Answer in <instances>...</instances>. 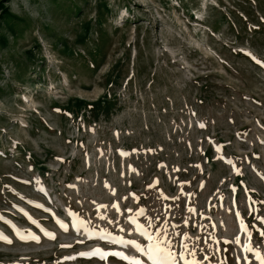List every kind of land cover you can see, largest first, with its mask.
Instances as JSON below:
<instances>
[{
    "label": "rangeland",
    "instance_id": "374dc122",
    "mask_svg": "<svg viewBox=\"0 0 264 264\" xmlns=\"http://www.w3.org/2000/svg\"><path fill=\"white\" fill-rule=\"evenodd\" d=\"M257 217L264 0H0V264H260Z\"/></svg>",
    "mask_w": 264,
    "mask_h": 264
},
{
    "label": "snow or ice",
    "instance_id": "6c2138e0",
    "mask_svg": "<svg viewBox=\"0 0 264 264\" xmlns=\"http://www.w3.org/2000/svg\"><path fill=\"white\" fill-rule=\"evenodd\" d=\"M137 199H139V198L137 197ZM114 207H117V209H118V205H114ZM189 211H193V209H189ZM144 213H145V210L143 208H141L138 211L137 216L142 217V216H144ZM129 219H130L131 224H133L138 231L142 232L143 235L147 236L150 243L146 247L141 248L138 244H136V242L134 240H123V239H121L120 242L124 243L126 245L134 246L136 251L143 253V255L146 256L147 259L152 262V264H178V258H177L178 256H179V260L184 261V264H204V261H208L210 264V260H209V257L207 256V254H205L204 261H201V260L195 258V256H196L195 248L190 249L189 245L186 242L188 239H190L188 234H184L183 239L181 241L183 248H184V251H181L177 254V253H174L171 250V247L169 246V245H171L172 241L167 240L165 242V240L163 239V236L168 235L167 231L164 232L163 236L160 239H155V241H154L153 235L146 230V226L144 223L137 222V220L134 218H129ZM257 219L260 220L262 223H264V217H257ZM147 225L151 226L150 220L147 222ZM242 228L245 231H247V226H244L242 224ZM260 234H261V236H264V231H261ZM177 235H179V234L177 233ZM249 236H251V233H249ZM3 238H4L3 236H0V239H3ZM31 238L37 239V237H35V236H33ZM50 238L55 239V236L51 235ZM152 241H154V242H152ZM236 243H239V238L236 239ZM62 247H71V246L70 245H62ZM130 250H131V248H130ZM200 251L203 252V249H201ZM244 251L252 252L253 248L250 244H248V245H245ZM186 253L188 256H191L193 258L191 260L186 259ZM79 255L89 256V257L99 256V258L101 260H104L108 257H120L123 260L128 261L129 264H142L141 260H139L135 257H130L121 251L110 252V251H104V250L97 248L92 252L80 253ZM255 255H256V258L260 261V264H264V256H261L259 251H256ZM65 259H75V257H66ZM220 264H225V262L221 261Z\"/></svg>",
    "mask_w": 264,
    "mask_h": 264
}]
</instances>
